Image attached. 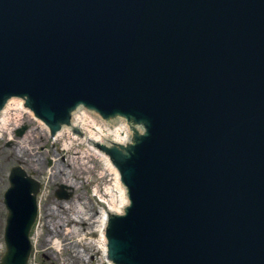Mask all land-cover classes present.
<instances>
[{"label":"water","instance_id":"obj_1","mask_svg":"<svg viewBox=\"0 0 264 264\" xmlns=\"http://www.w3.org/2000/svg\"><path fill=\"white\" fill-rule=\"evenodd\" d=\"M38 69L49 119L83 100L150 123L119 261L264 264V0H0V99ZM19 197L0 264H28L37 209Z\"/></svg>","mask_w":264,"mask_h":264},{"label":"rangeland","instance_id":"obj_2","mask_svg":"<svg viewBox=\"0 0 264 264\" xmlns=\"http://www.w3.org/2000/svg\"><path fill=\"white\" fill-rule=\"evenodd\" d=\"M25 120L29 125L28 130L31 129L30 135H32V139H30L31 143H30V147H28L29 149H26V152H24L23 150L22 151L25 154V156L30 157V159H32L33 166H35L36 171H38L36 177H38L41 180L42 179L47 180L46 183L47 190L45 191V194L43 195L42 197L43 199L41 201V207L43 209L42 217H41L42 223L48 224V223H52L53 221L54 222L58 221L60 219L59 221L60 231H57L56 235L61 237L62 240L65 239L70 241V244L66 248L64 249L62 248L59 251L60 252L59 255L58 254L54 255L55 252L52 250V248H50L52 250V253L50 255L57 257L60 260L59 264H72V260L74 258L73 256L74 251L72 250V246L75 245V240H74L75 235L66 233L65 228L63 229V226H60V223L64 222L65 219H67L69 222L67 221L68 223L66 225V228L68 229L71 228L72 224L70 222L71 219L70 217L72 216L75 209H74V205L70 204L73 210L70 209L69 211L67 208L63 210L65 208V205L69 207V204H67L65 200L64 202L63 200H60L55 196V190L58 188L57 183L59 184L60 182H64L69 178V181L72 182L75 187V193L71 198V200L73 199L72 202H75L76 200V203L77 201L79 202L78 204L86 203L88 205L86 199H88L89 201L91 200L92 202L91 194L93 192L92 187L94 186V184L98 183L99 185H101V188L104 191L107 182L109 181V176L107 175V177L105 176L106 178H100V176L105 174L101 173L104 164H102L99 161L98 156L90 153L89 155L87 154V156L83 158L84 150L91 151V146H89L88 143L84 141L82 143V140L79 139L77 141L74 138L73 144L70 146V148H65L63 143L65 141V138L69 135L63 134V136L58 139H52V138L50 139L49 138L50 136H48V134L45 133L44 129L39 124L30 120V118L29 119L26 118ZM5 141H8L9 146L11 144L9 138L8 140L6 138L2 140L0 139V161H2L3 163V164L0 163V177L1 174H6L7 176L10 166L18 164L19 162V160L17 159V157H15L14 154V152L17 151L18 147L15 145L8 147L6 146L7 144H4ZM73 157L78 158L80 161H82V159L86 160V164L88 167L86 165L84 166L79 165L74 161ZM53 171L54 174L52 175ZM86 177L89 179L88 182L85 180ZM4 180L6 181V183L4 184L0 183V200L2 197L1 193L4 190L3 187L9 185L8 178L4 177ZM83 183H84V188L82 187ZM81 188L83 189L81 190ZM61 205L64 207L61 208ZM1 209L3 211L1 215L3 222L1 221L0 224L4 225L6 223V214L8 213V211L5 212L3 208ZM52 210L55 212V215L59 214V216L55 218L53 216L54 212L50 214ZM43 230L45 232L43 237L37 239V241H39L40 245L41 243L42 245L44 243V247L48 248L47 246H51L52 244L50 242L46 243L45 237H47L52 231L50 230L49 227H44ZM1 234H0V256H2L3 254L2 252L4 250V249L1 250L3 232H1ZM92 241L93 239L88 238L86 244L88 243L89 244L88 246L85 245V249L89 250L90 254L95 253V250L92 249L93 248ZM64 242L66 241H63V243ZM40 249L42 248L40 247ZM95 258H96L95 264H101L102 260H100V257L96 255ZM44 261L47 262V264H52V262H50L49 258L47 257L44 259ZM44 261L42 260L41 262L44 263ZM74 264H80V262L78 261V263H74ZM81 264H93V263H87V260H84V262Z\"/></svg>","mask_w":264,"mask_h":264},{"label":"bare ground","instance_id":"obj_3","mask_svg":"<svg viewBox=\"0 0 264 264\" xmlns=\"http://www.w3.org/2000/svg\"><path fill=\"white\" fill-rule=\"evenodd\" d=\"M11 106H13V107H11ZM11 106L8 109L7 116L5 117V119L2 120V128L7 129L9 127V129L11 130V135H12L13 132L17 128H19V126H21V124L23 123V117H25L26 114L24 113V111H22V109L20 110L19 105H15L14 106L12 104ZM29 113H30V115H32L31 112H29ZM31 118H32V116H31ZM81 122L82 123L84 122V124H86L85 127L91 133V137H93V138L96 137L99 140H101L102 138L104 140L106 138H109V139L112 138L114 141L126 142V138H127L128 132H129V130H128L126 125L124 126V125L120 124L119 126H115L113 128L110 127V128L105 129L104 132H103L100 126L95 125V124H98L95 121H93V122L92 121H87V119L84 118V119H82ZM39 125L44 129V131H46V132L48 131V128L44 124H42L43 126L41 124H39ZM90 125L95 126V129H93L92 128L93 126H90ZM40 126H38V127H40ZM67 131H70V129H67ZM122 132H125V134H123ZM69 133H71V132H69ZM30 134H31V131H29V133L24 137V141L26 143H28V144L30 143V139H32V135H30ZM62 136H63V134H62ZM62 136H60V137H62ZM73 140H74V137L72 138L71 135L67 136L65 138L64 143H63L64 147L65 148H70V146L73 144ZM104 140H101V141H104ZM91 151L90 150H84L83 158L86 157L87 154L89 155L90 153H92L94 155H97L99 157V159H100V162L102 164H104V167H103L101 173L102 174H107L109 176L114 174V176L117 178V174H116L115 170L113 168H111V166L106 161V159L101 157L97 150L94 149V150H91ZM73 158H74V161L76 163H78L79 165H82V166L86 165L87 166L86 160L82 159V161H80L76 157H73ZM67 174H69V173H67ZM114 176L112 177V180L109 183H107L106 191H104V192L106 193V195H109V197L106 200L107 204L109 206H113L114 209H117L116 207H118V204L123 202L124 199H123V201L119 200V199L122 198V195L120 194V193L123 192V190L121 188L122 185L118 184V182H116V181L114 182ZM65 181H66V184L70 185L69 180H65ZM96 191L99 193V191L97 189L95 190V192ZM68 203L71 204V201L69 200ZM74 203H76V202H74ZM75 207L76 208H75L74 212L76 213V216H75V217H77L76 219H78L79 221H82L83 219H86V218H91L92 219V217H88V216L91 215V212H90L91 208L89 210L86 203H81V204L76 203ZM67 208L70 209L72 207L70 206V207H67ZM72 210H73V208H72ZM102 212H103L102 216L104 218L102 216L98 217V214L93 216L94 218L92 219V225L95 222H97L95 227H98V225H100L101 222H103L102 223L103 227L106 224V220H107L106 219V214L104 213V211H102ZM53 224L56 227V230L59 231V222L55 221V223H53ZM60 226H63V224H60ZM66 231H69V230H66ZM72 231H73L72 234H74L75 236L82 234L81 229L79 227H77V226H74ZM61 235H62V233H61ZM52 239L56 240L55 244H57L58 246H61V245L62 246H67V245L70 244L69 240H64L66 242L63 243V240H61V238L59 236L53 237ZM96 240L97 239L93 238L92 242H94ZM101 243H102V240H101V238H99L97 240V245L99 246ZM72 250H74L76 252V254H79L82 258L85 257V254L86 255L88 254L87 250L82 249L81 247H79L77 245V243H75V245L72 246Z\"/></svg>","mask_w":264,"mask_h":264},{"label":"flooded vegetation","instance_id":"obj_4","mask_svg":"<svg viewBox=\"0 0 264 264\" xmlns=\"http://www.w3.org/2000/svg\"><path fill=\"white\" fill-rule=\"evenodd\" d=\"M13 137L14 138H17L16 137V135H15V133H13ZM10 141H11V144H10V146H13V145H15V141H13V140H11V139H9ZM4 144H7L6 146H8V147H10L9 145H8V141H5V143ZM0 163H2V161H0ZM3 164V163H2ZM11 167L12 166H10V169H11ZM10 169L8 170V173H9V171H10ZM1 172H2V170H1ZM4 177H6V178H8V174H7V176H6V174H1V177H0V183H6V181L4 180ZM8 181H9V178H8ZM8 187V185H6V186H4L3 187V191H2V193H1V195H2V197H1V200H0V222L2 221V218H1V215H2V213H3V211H2V209L1 208H3L4 209V211L5 212H7L8 210H7V207H6V201L4 200V197H5V192H6V188ZM6 218H7V214H6ZM3 222V221H2ZM6 223H7V221H6ZM6 223L4 224V225H1L0 224V234H1V232L3 231V229L5 228V226H6Z\"/></svg>","mask_w":264,"mask_h":264}]
</instances>
